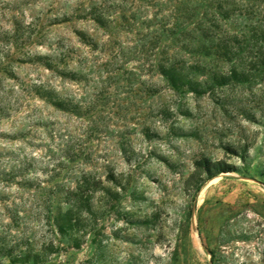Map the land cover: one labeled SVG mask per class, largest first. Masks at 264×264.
Returning <instances> with one entry per match:
<instances>
[{
  "label": "rangeland",
  "instance_id": "1",
  "mask_svg": "<svg viewBox=\"0 0 264 264\" xmlns=\"http://www.w3.org/2000/svg\"><path fill=\"white\" fill-rule=\"evenodd\" d=\"M183 34L200 93L158 72ZM25 258L264 264V0H0V264Z\"/></svg>",
  "mask_w": 264,
  "mask_h": 264
},
{
  "label": "trees",
  "instance_id": "2",
  "mask_svg": "<svg viewBox=\"0 0 264 264\" xmlns=\"http://www.w3.org/2000/svg\"><path fill=\"white\" fill-rule=\"evenodd\" d=\"M78 15H80V12H77ZM80 13V14H79ZM90 17L98 22L99 24H103L104 20V13H98V12H92L89 14ZM84 17V16H79ZM175 33L169 34L168 36H174ZM204 39H207L208 34L204 33L202 34ZM194 39V36L191 34H183L181 37V46H178L176 49L172 48L170 46H167L164 50V58L162 62L158 65V72L159 74L164 77L170 85L174 89H180L183 87H186L188 91L200 93L204 90V82L200 80V76H206L210 70H208V66L202 62L201 60H192V57L195 56L197 53L195 49H193L189 43L188 40ZM189 56V57H187ZM206 56H209V54H206ZM50 58V57H48ZM49 67H52L53 62L51 59L47 62ZM59 103H62L61 101ZM206 171H208V168H205ZM230 170L229 168H225L224 171ZM92 196L87 197H79L77 200V205L79 203H84L86 205V209L88 211H92ZM66 203L69 204L68 210L63 211L60 210L58 214L56 215L55 221L58 229L61 233H70V231L73 229V226L75 224L72 223V217H71V211L72 206H75L74 202L66 201ZM68 223V225H67ZM24 264H28V258H25V260H22ZM38 259L36 258V262Z\"/></svg>",
  "mask_w": 264,
  "mask_h": 264
},
{
  "label": "bare ground",
  "instance_id": "3",
  "mask_svg": "<svg viewBox=\"0 0 264 264\" xmlns=\"http://www.w3.org/2000/svg\"><path fill=\"white\" fill-rule=\"evenodd\" d=\"M205 188H206V187H204L203 190H202V192H201L202 195H203V193H204V191H205ZM202 197H203V196H201V199H202Z\"/></svg>",
  "mask_w": 264,
  "mask_h": 264
}]
</instances>
